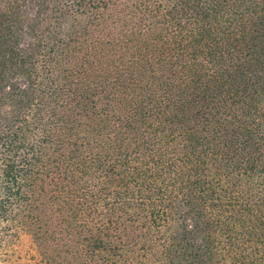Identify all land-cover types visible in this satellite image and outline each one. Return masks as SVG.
<instances>
[{
    "label": "trees",
    "instance_id": "obj_1",
    "mask_svg": "<svg viewBox=\"0 0 264 264\" xmlns=\"http://www.w3.org/2000/svg\"><path fill=\"white\" fill-rule=\"evenodd\" d=\"M23 238L264 264V0H0V264Z\"/></svg>",
    "mask_w": 264,
    "mask_h": 264
},
{
    "label": "rangeland",
    "instance_id": "obj_2",
    "mask_svg": "<svg viewBox=\"0 0 264 264\" xmlns=\"http://www.w3.org/2000/svg\"><path fill=\"white\" fill-rule=\"evenodd\" d=\"M28 7L33 8V11H34V6L32 2L28 3ZM22 241L23 242L21 245L23 246V250L22 249L20 250L22 254V257H20V261H21V264H24L29 258L28 254H30L32 251L29 249L30 240L28 238H23Z\"/></svg>",
    "mask_w": 264,
    "mask_h": 264
}]
</instances>
